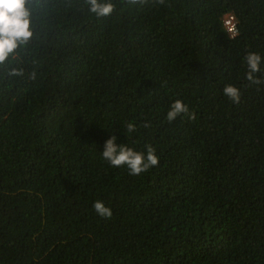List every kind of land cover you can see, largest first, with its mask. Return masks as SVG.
I'll return each mask as SVG.
<instances>
[{"label":"trees","instance_id":"trees-1","mask_svg":"<svg viewBox=\"0 0 264 264\" xmlns=\"http://www.w3.org/2000/svg\"><path fill=\"white\" fill-rule=\"evenodd\" d=\"M112 2L29 0L33 37L0 65V264H264V82L245 59L264 81V0ZM113 135L158 166H111Z\"/></svg>","mask_w":264,"mask_h":264},{"label":"clouds","instance_id":"clouds-1","mask_svg":"<svg viewBox=\"0 0 264 264\" xmlns=\"http://www.w3.org/2000/svg\"><path fill=\"white\" fill-rule=\"evenodd\" d=\"M28 3L29 0H0V65L9 63L17 55L18 50L26 47L33 37L31 12ZM85 4L87 10L97 18L109 16L115 10V4L112 0H85ZM229 33H235V25L229 28ZM245 59L249 69L247 79L254 84L264 82L253 76L254 73L261 70V56L250 52ZM9 75L14 77L23 76L24 70L22 68H12ZM30 75L32 79H35V73ZM223 92L234 103H239L241 96L239 88L227 85L224 87ZM188 113V106L182 100L177 99L171 104L167 112V120L171 122L178 116ZM191 118H195L194 114L191 115ZM144 127H150V123L144 124ZM126 130L129 133H134L136 131L135 124L132 122L127 123ZM102 157L113 167L126 166L129 174L134 176H138L159 164V157L150 145L147 146L146 152H138L126 144L118 145L115 135L105 141ZM93 208L103 218L112 216L111 209L106 207L102 201L97 200L93 204Z\"/></svg>","mask_w":264,"mask_h":264},{"label":"built area","instance_id":"built-area-1","mask_svg":"<svg viewBox=\"0 0 264 264\" xmlns=\"http://www.w3.org/2000/svg\"><path fill=\"white\" fill-rule=\"evenodd\" d=\"M228 17H227V25H228V27L229 28H231L233 25H234V17H233V15H227ZM230 21H231V23H230ZM236 28H235V33L234 34H232V35H234V36H232V37H235L236 36Z\"/></svg>","mask_w":264,"mask_h":264},{"label":"rangeland","instance_id":"rangeland-1","mask_svg":"<svg viewBox=\"0 0 264 264\" xmlns=\"http://www.w3.org/2000/svg\"><path fill=\"white\" fill-rule=\"evenodd\" d=\"M227 17H228V16H225V17H224V25H225V28L228 29L227 31H229V27H228L227 22H226V21H227ZM234 19H235V18H234ZM234 25H235V28H236V20H234ZM228 33H229V32H228ZM236 33H237V28H236ZM229 34H230V33H229ZM230 35H231V37L234 36V35H232V34H230Z\"/></svg>","mask_w":264,"mask_h":264},{"label":"bare ground","instance_id":"bare-ground-1","mask_svg":"<svg viewBox=\"0 0 264 264\" xmlns=\"http://www.w3.org/2000/svg\"><path fill=\"white\" fill-rule=\"evenodd\" d=\"M228 30V29H227ZM229 32V31H228Z\"/></svg>","mask_w":264,"mask_h":264}]
</instances>
